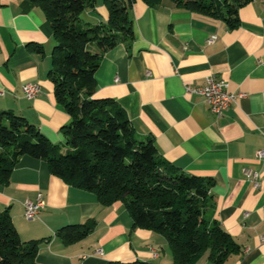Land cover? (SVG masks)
<instances>
[{"label":"crops","instance_id":"0c3cea01","mask_svg":"<svg viewBox=\"0 0 264 264\" xmlns=\"http://www.w3.org/2000/svg\"><path fill=\"white\" fill-rule=\"evenodd\" d=\"M131 14L135 40L102 57L96 97L115 99L137 137L154 139L159 157L188 175L213 179L209 214L240 247L224 264H264V161L258 156L264 150V0L240 8L236 28L169 1L153 8L136 0ZM108 17L104 1L96 0L81 21L95 26ZM55 45L41 8L29 0H0V110L26 118L65 151L62 130L70 116L48 77ZM211 75L246 94L222 117L204 97L185 90ZM27 83H39L43 93L26 98ZM246 170L258 173V188ZM40 192L45 208L29 221L24 204ZM6 211L24 242L41 240L39 264L173 263L166 237L134 228L123 202L102 205L96 194L53 175L44 160L21 157L10 182L0 183V214ZM89 220L96 227L83 240L67 245L58 237L59 229ZM199 263L214 264L209 253Z\"/></svg>","mask_w":264,"mask_h":264},{"label":"trees","instance_id":"16d2710c","mask_svg":"<svg viewBox=\"0 0 264 264\" xmlns=\"http://www.w3.org/2000/svg\"><path fill=\"white\" fill-rule=\"evenodd\" d=\"M41 8L51 25L56 45L48 73L55 96L70 116L63 128L65 151L52 144L26 118L0 110V183L7 185L23 156L44 160L50 172L67 183L96 194L110 206L121 201L134 228L164 235L172 264H200L206 253L224 264L239 245L212 218L213 179L188 175L158 155L153 138L139 139L127 113L112 98H98L96 72L102 57L119 44L135 40L132 8L136 0H103L106 22L85 25L81 15L96 0H29ZM153 8L164 1L176 8L240 24L239 10L252 0H142ZM95 220L68 225L57 235L74 244L90 235ZM41 240L24 242L9 211L0 214V264H39ZM109 264H154L147 261Z\"/></svg>","mask_w":264,"mask_h":264},{"label":"built area","instance_id":"2783aa9c","mask_svg":"<svg viewBox=\"0 0 264 264\" xmlns=\"http://www.w3.org/2000/svg\"><path fill=\"white\" fill-rule=\"evenodd\" d=\"M216 38L209 39L208 43H214ZM186 93L204 97L206 103L210 106L211 111L217 116L222 117L224 112L240 99L245 98V93H233L229 90V85L225 80L218 79L214 75L206 78L205 84L201 86L186 85ZM23 92L26 98L35 99L43 93L42 86L39 83H27L23 86ZM3 92L0 89V95ZM259 158L264 161V150L258 154ZM245 173L252 177L254 186L258 188V173L246 170ZM45 199L40 192L35 200H27L25 206V218L34 221L39 218L40 213L45 208Z\"/></svg>","mask_w":264,"mask_h":264}]
</instances>
